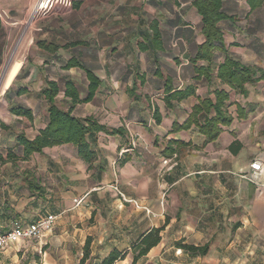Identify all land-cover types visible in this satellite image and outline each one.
Segmentation results:
<instances>
[{
    "label": "crops",
    "instance_id": "0c3cea01",
    "mask_svg": "<svg viewBox=\"0 0 264 264\" xmlns=\"http://www.w3.org/2000/svg\"><path fill=\"white\" fill-rule=\"evenodd\" d=\"M37 1L18 0L12 14H29ZM194 1L72 0L70 12L42 23L35 57L2 89L0 231L56 220L40 240L0 250V264H79L88 239L86 264L113 250L126 253L114 264H264V80L240 92L217 78L225 56L264 71V0H222V46L208 61L196 60L204 37ZM49 82L65 110L71 84L75 118L122 134L98 133L89 162L74 145L25 158L17 137L32 140L45 127ZM219 91L231 123L206 142L204 115L185 125ZM18 107L32 118L14 115ZM154 229L159 243L133 262V246ZM179 242L206 251L190 255Z\"/></svg>",
    "mask_w": 264,
    "mask_h": 264
},
{
    "label": "trees",
    "instance_id": "16d2710c",
    "mask_svg": "<svg viewBox=\"0 0 264 264\" xmlns=\"http://www.w3.org/2000/svg\"><path fill=\"white\" fill-rule=\"evenodd\" d=\"M193 6L197 14L201 18V34L204 37V42L199 46L196 60H210L213 52L218 46H222V32L219 28V22L225 16L222 12V0H195ZM75 63L69 62L66 67H74ZM217 78L230 87L232 90L243 92L246 84H253L260 80H264V71L253 69L248 66L241 65L228 56L217 69ZM97 86L93 80L90 81V92L85 102L90 100L92 91ZM60 90L56 83L49 82L46 88L42 91V95L47 104V123L45 127L39 130L38 134L32 140L26 139L23 135L17 137L16 148L19 152L28 158L34 153H41L45 148H51L59 145H74L77 148L78 155L86 162H89L94 153L90 149L92 144L96 143V135L100 132L108 136L121 135V129H106L100 126L97 122L90 118L77 119L72 115V110L75 104L79 103L77 94L73 90L71 84L66 85L64 98L70 99L69 107L65 110L63 104L58 102ZM228 101V94L224 91L215 93L214 101L205 100L194 107L192 116L188 120L186 126L191 123L197 124V116L204 115L205 121L198 125L199 131L205 136L206 142H211L217 139L220 133V127L231 123V118L226 112L225 103ZM215 114L212 118H208L210 112ZM16 116L24 117L30 120L31 112L27 109L18 107L11 111ZM176 127H173L175 130ZM179 146H187V144H178ZM160 229H154L143 236L136 245L133 246V251L136 259L144 256L152 247L160 241ZM179 249L187 252L190 255H203L206 251L205 247H194L192 245L177 244ZM126 253L113 250L99 264H114L124 259ZM90 260V240L86 241L83 248V256L79 264H86Z\"/></svg>",
    "mask_w": 264,
    "mask_h": 264
},
{
    "label": "rangeland",
    "instance_id": "374dc122",
    "mask_svg": "<svg viewBox=\"0 0 264 264\" xmlns=\"http://www.w3.org/2000/svg\"><path fill=\"white\" fill-rule=\"evenodd\" d=\"M19 6L20 3H18V0H0V25L2 27L0 32V48L4 47L0 70V104L3 99L1 95L3 81L11 65L13 64L9 80L4 88L9 86L11 80L19 70L21 63L25 62L26 59L35 57L34 49L36 42L42 34V23L49 19L62 16L51 15L38 19L34 17L32 12L27 15L12 14V12L16 11L15 9L17 11L19 10ZM72 8L73 3L71 0Z\"/></svg>",
    "mask_w": 264,
    "mask_h": 264
},
{
    "label": "built area",
    "instance_id": "2783aa9c",
    "mask_svg": "<svg viewBox=\"0 0 264 264\" xmlns=\"http://www.w3.org/2000/svg\"><path fill=\"white\" fill-rule=\"evenodd\" d=\"M70 10L71 0H38L32 13L34 17L41 19L51 15H64ZM260 168L258 163L250 166L253 172H260ZM55 220L54 216L49 215L28 225L14 223L7 231H0V250L11 247L20 240H40L46 232L51 231Z\"/></svg>",
    "mask_w": 264,
    "mask_h": 264
},
{
    "label": "bare ground",
    "instance_id": "6f19581e",
    "mask_svg": "<svg viewBox=\"0 0 264 264\" xmlns=\"http://www.w3.org/2000/svg\"><path fill=\"white\" fill-rule=\"evenodd\" d=\"M23 38V37H22ZM15 52V51H14ZM11 59V58H10ZM12 66H13V64L11 65V67H10V69H9V72L7 73V75H6V78H5V82H4V87L6 86V84H7V82H8V80H9V75H10V71H11V69H12Z\"/></svg>",
    "mask_w": 264,
    "mask_h": 264
}]
</instances>
